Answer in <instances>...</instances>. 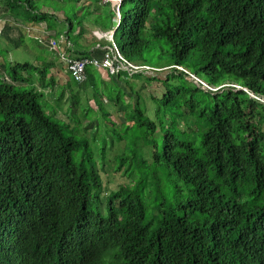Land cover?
I'll return each instance as SVG.
<instances>
[{
	"label": "trees",
	"instance_id": "trees-1",
	"mask_svg": "<svg viewBox=\"0 0 264 264\" xmlns=\"http://www.w3.org/2000/svg\"><path fill=\"white\" fill-rule=\"evenodd\" d=\"M119 15L109 0H0L38 49L11 64L0 31V264H264V0H121ZM87 26L168 69L103 80L93 62L111 45L82 41ZM63 49L89 61L84 80ZM113 173L127 181L104 189Z\"/></svg>",
	"mask_w": 264,
	"mask_h": 264
},
{
	"label": "rangeland",
	"instance_id": "rangeland-1",
	"mask_svg": "<svg viewBox=\"0 0 264 264\" xmlns=\"http://www.w3.org/2000/svg\"><path fill=\"white\" fill-rule=\"evenodd\" d=\"M113 3L115 4L116 2L113 1ZM3 29H4V33H3V37H2V43H3V45H5L6 49H8V48L12 49V51L10 52L11 54L6 57V60L10 61L11 64H13V63H24V62L32 63L33 61H35L34 57H33V54L37 53L38 49H36V47L33 45L32 42L26 40L27 35H29V37H31V36H34V34H32L30 32V30H28V29L26 31H24L23 29H20L17 26H14V25H9V26L6 25V27L3 28ZM57 29L59 31H62L61 32L62 35L59 36L57 40H58L59 46L63 48V42H64L63 31H65V28L63 26L57 24ZM86 30H87V33H84L82 41L85 40V42L91 43V41L93 40L92 37L97 39L99 42L105 43L107 45L111 41V32H112V30L102 31V30H100L98 28H92V30H91V28L89 26L86 27ZM20 44H24V45L20 46ZM97 46H99V45H96V47ZM16 47H18V48L15 49ZM27 49H29L30 51H28ZM63 51H64V49L62 50V53H63ZM65 56L67 57L66 54H65ZM9 58H12V59H9ZM143 62H146V63H148V64H150L152 66H157L156 62L145 61V60H143ZM37 63L39 65L40 61H38ZM56 67L58 68L57 64H56L55 68ZM143 67L147 68L145 66H143ZM100 71H101L100 73L102 74V78L104 79L105 78V71L103 69L100 70ZM155 73L151 74V75H155ZM162 75L163 74H159V75H156V76H162ZM188 75H190V73H188ZM192 75H195V74L192 73ZM106 81H110V80L108 79ZM63 83H65V82H63ZM117 83L121 85V83H119V82H117ZM55 89H54L53 93L49 94L50 98L51 97L53 98V96L55 95V93H56ZM109 90H112V89H109ZM141 92L143 93V98L145 99V104L148 107V115L152 116L153 115L152 114L153 110L151 109V105H150V103H149V101H148V99L146 97L147 92L145 91V89L142 90ZM86 95L87 96H91L92 94L91 93H86ZM261 102L264 103V98L261 99ZM90 105H94L93 101H90ZM58 107H60V106H57V108ZM63 109H65V105L62 107V110ZM61 113H58V115L60 117H63V115H61ZM111 117H112L113 120H115V121H117L119 123L121 122V118L117 114L112 113ZM91 124H92V128L91 129H93L94 126H95V121H93ZM91 131L92 130L89 129L84 135L88 136ZM121 147H122V145L120 143L119 146H118V150H115L113 153H115L117 151L118 152L121 151L122 150ZM113 153L109 154L111 156V158H113ZM101 180H102V184H103L104 189H117V187H118V185L120 183L127 181L124 177L120 176L119 174H115V173H113L110 176L109 175L107 176L106 174H101Z\"/></svg>",
	"mask_w": 264,
	"mask_h": 264
},
{
	"label": "built area",
	"instance_id": "built-area-1",
	"mask_svg": "<svg viewBox=\"0 0 264 264\" xmlns=\"http://www.w3.org/2000/svg\"><path fill=\"white\" fill-rule=\"evenodd\" d=\"M49 48L50 50L55 51L58 48L57 43L55 41H51ZM59 57L68 63V67L72 72L71 76L74 77L76 81H81L85 79V75H83V72L86 64L89 63L88 60L82 59L79 61H71L69 58H66L62 51L59 53ZM93 65L98 68L105 69L111 75L117 74L120 70H125L131 74L138 72L141 69V67L125 60L122 55H120V53H118L117 51L115 53H112V51L105 52L101 62L94 61ZM198 82L201 84L202 87L208 88V86L204 82Z\"/></svg>",
	"mask_w": 264,
	"mask_h": 264
},
{
	"label": "clouds",
	"instance_id": "clouds-1",
	"mask_svg": "<svg viewBox=\"0 0 264 264\" xmlns=\"http://www.w3.org/2000/svg\"><path fill=\"white\" fill-rule=\"evenodd\" d=\"M112 4L113 1H115L116 3V15H117V21H119V18H120V15H119V5H120V2L121 0H109ZM114 34V30H112L111 32V41L109 42L111 47L109 48L110 51H112V53H115L117 50H116V47L112 41V36ZM54 41V40H52ZM58 47V46H57ZM104 54V53H103ZM123 57V56H122ZM124 58V57H123ZM125 60H127L128 62L134 64V65H137L139 67H141L140 71L142 72H156V71H159V70H165V69H168V68H160L158 66H152L146 62H143V63H139V62H132V61H129L128 59L124 58ZM143 66L147 67V68H144ZM174 68H176L177 70L179 71H182L184 72L187 77L190 79V81H192L197 87H200L201 89H203L204 91H209V92H215L217 91L219 88H221L222 86H213V85H210L208 84L206 81H204L202 78L198 77L197 75H192L190 73V75H188L189 72H187L183 67H180V66H173ZM103 68H100V70H102ZM105 71V81L109 79V76H113L111 75L108 71H106L105 69H103ZM103 79V80H104ZM198 81H202L204 82L207 86V87H202L201 84L198 82ZM227 85V84H226ZM224 85V86H226ZM232 87L236 88V89H243L245 91H247V89H244V88H241L240 86H237V85H231ZM258 100L261 101V99L258 98Z\"/></svg>",
	"mask_w": 264,
	"mask_h": 264
},
{
	"label": "crops",
	"instance_id": "crops-1",
	"mask_svg": "<svg viewBox=\"0 0 264 264\" xmlns=\"http://www.w3.org/2000/svg\"><path fill=\"white\" fill-rule=\"evenodd\" d=\"M8 26V25H10V23H8V22H6V21H4L3 19H0V31H2L3 30V28L5 27V26ZM28 26V25H27ZM26 26V27H27ZM26 27H24V28H26ZM34 29L37 31V32H41V30H39V28H37V27H34ZM54 72V71H53ZM56 77H58V79H57V81L59 80V82H65L64 81V78H65V76L64 75H56ZM110 80V79H109Z\"/></svg>",
	"mask_w": 264,
	"mask_h": 264
}]
</instances>
